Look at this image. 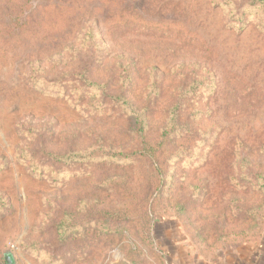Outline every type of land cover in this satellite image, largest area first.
I'll list each match as a JSON object with an SVG mask.
<instances>
[{
	"label": "rangeland",
	"instance_id": "rangeland-1",
	"mask_svg": "<svg viewBox=\"0 0 264 264\" xmlns=\"http://www.w3.org/2000/svg\"><path fill=\"white\" fill-rule=\"evenodd\" d=\"M121 86L140 134L87 110ZM171 241L263 244L264 0H0V264H173Z\"/></svg>",
	"mask_w": 264,
	"mask_h": 264
},
{
	"label": "trees",
	"instance_id": "trees-1",
	"mask_svg": "<svg viewBox=\"0 0 264 264\" xmlns=\"http://www.w3.org/2000/svg\"><path fill=\"white\" fill-rule=\"evenodd\" d=\"M15 25L16 27H18V24ZM21 26V24H20ZM19 26V27H20ZM94 84H88L87 82L85 83V86L81 89V91H86L87 89H93ZM61 92L62 91H66L65 88H58ZM95 90H100L99 88L95 89ZM80 91V92H81ZM115 95L109 96L107 94V91H100V96L101 99L96 103L97 99L93 96L87 103V110H93L95 112L101 110L102 112H106L108 109L106 107L107 104H110V106L112 107H116V108H123L121 109L124 113L125 116H127V120L130 123V127L133 129V127L136 129V127H140L139 129V133L140 134L142 131L144 132L146 129V117L143 114V112L141 111H134L133 107H135V105H132L131 103L134 101L133 99V93L131 92V90L126 89V86L124 88V86L121 87H117L116 89L114 88V93ZM179 100L176 102L178 103ZM185 105V103L182 104V106ZM178 105L175 106V109H172L173 111H178L179 109ZM184 110H186V106L184 108H182ZM182 110V111H184ZM185 129V130H184ZM168 130V135L170 134V132L173 133H180V131H186L188 134H191V127L190 125L187 126L186 123H184L181 127H179V125L177 124V122L174 121V119H171L168 123V126L165 125L163 126V132H162V136H165V131ZM144 151V150H143ZM151 155L150 157H146V154L150 153ZM140 155L141 158L144 159H150V158H157L159 155V151L156 150L154 147L150 148L149 150H145L144 152H139L138 153ZM37 154L35 153H21L20 155H18V163H21V165L25 166L29 164V169L32 170V173H42L45 172L46 174L50 175L52 170H51V165L53 162H57V163H67L68 161H66V157H62V158H57V157H53L52 155H50V153H47L45 155L46 159H41L39 158ZM110 157H115V156H111ZM87 158H89V156H87ZM31 162V163H28ZM263 245H264V241H263Z\"/></svg>",
	"mask_w": 264,
	"mask_h": 264
},
{
	"label": "crops",
	"instance_id": "crops-1",
	"mask_svg": "<svg viewBox=\"0 0 264 264\" xmlns=\"http://www.w3.org/2000/svg\"><path fill=\"white\" fill-rule=\"evenodd\" d=\"M173 245L177 242H172ZM175 248L177 245L174 246ZM178 252L169 253V260L173 264H203L196 257H194L188 248L179 247L176 248ZM218 264H264V245L262 244L260 247L247 250L246 252H240L236 254H230L226 259L219 262Z\"/></svg>",
	"mask_w": 264,
	"mask_h": 264
},
{
	"label": "water",
	"instance_id": "water-1",
	"mask_svg": "<svg viewBox=\"0 0 264 264\" xmlns=\"http://www.w3.org/2000/svg\"><path fill=\"white\" fill-rule=\"evenodd\" d=\"M5 261H6L7 264H13L12 257L10 256L9 253L5 254Z\"/></svg>",
	"mask_w": 264,
	"mask_h": 264
}]
</instances>
